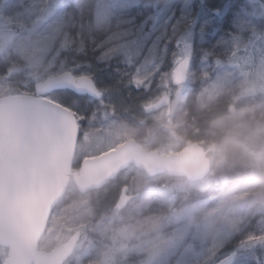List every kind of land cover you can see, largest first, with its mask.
<instances>
[{"label": "rangeland", "instance_id": "374dc122", "mask_svg": "<svg viewBox=\"0 0 264 264\" xmlns=\"http://www.w3.org/2000/svg\"><path fill=\"white\" fill-rule=\"evenodd\" d=\"M142 2L163 6L167 0ZM116 3L24 0L29 15L20 17L19 0H0V98L34 95L37 81L65 72V59L82 48L78 59H88L92 48L110 62L128 56L135 65L141 37ZM8 27L15 30L5 32ZM261 35L257 30L226 49L216 58L219 66L215 60L207 69L194 65L176 88L167 63L155 77L141 72L138 87L129 86V73H135L123 65L119 76L117 68L108 80L102 75L99 83L111 91L90 105L81 100L87 118L79 125L73 170L83 158L132 138L163 155L191 142L211 145L210 171L189 181L147 176L130 164L99 189L81 193L72 182L51 212L40 249L51 250L80 229L82 238L65 264H213L230 251L238 252L233 264L264 257V55L243 50ZM167 97V106L147 109ZM235 137L258 151L244 152ZM120 196L126 197L122 203ZM6 255L0 246V264Z\"/></svg>", "mask_w": 264, "mask_h": 264}, {"label": "water", "instance_id": "95a60500", "mask_svg": "<svg viewBox=\"0 0 264 264\" xmlns=\"http://www.w3.org/2000/svg\"><path fill=\"white\" fill-rule=\"evenodd\" d=\"M63 74L37 81L34 95L0 98V246L8 249L3 264H63L69 258L81 236L79 230L51 250H41L38 245L51 211L71 180L83 193L101 188L130 163L142 166L147 176L166 172L168 176H183L189 181L204 178L211 168L207 152L197 142H191L179 152L163 155L146 151L128 138L114 149L82 159L79 169L73 171L79 138L77 125L73 122L66 140H53L34 119L29 103L34 97L51 94L43 86L59 80ZM172 76L175 86L183 84L188 77L180 70H173ZM168 101L169 98H161L147 109H157ZM236 254L231 251L213 264H233Z\"/></svg>", "mask_w": 264, "mask_h": 264}, {"label": "snow or ice", "instance_id": "6c2138e0", "mask_svg": "<svg viewBox=\"0 0 264 264\" xmlns=\"http://www.w3.org/2000/svg\"><path fill=\"white\" fill-rule=\"evenodd\" d=\"M114 9L130 16L125 23L133 26L141 37L138 62L123 65L135 73H129L130 87L139 86L137 77L141 72L155 77L163 72L166 63L185 77L197 64L207 69L215 60L219 66L217 57L226 49L249 41L257 30L262 33L260 39L246 44L243 50L250 57L257 53L264 55V0H167L163 6L145 4L142 0H117ZM28 15L24 0H19L17 16ZM142 17L143 22L137 24ZM84 54V50H79L71 59H65L63 76L43 86L50 95L29 101L34 119L53 140H66L73 122L79 135V125L87 118V113L80 111L81 100L90 105L111 91L99 83L102 75L105 80L111 78V62L103 54L93 59L77 58ZM116 68L115 74L119 76L121 65ZM254 264H264V257L256 255Z\"/></svg>", "mask_w": 264, "mask_h": 264}, {"label": "trees", "instance_id": "16d2710c", "mask_svg": "<svg viewBox=\"0 0 264 264\" xmlns=\"http://www.w3.org/2000/svg\"><path fill=\"white\" fill-rule=\"evenodd\" d=\"M69 1H71L72 3H79V0H69ZM75 11H77V9L75 10ZM74 11V12H75ZM73 12V11H72ZM9 28V27H8ZM70 29H72V25H70ZM10 30H15L14 28H9L7 31H5V32H8V31H10ZM74 36L76 37V34H74ZM82 44H83V39H82ZM83 50H84V48H82ZM87 53V58L89 59H93L95 56H99L100 54H101V51H100V49L99 50H93L92 48H89L88 49V51L86 52ZM128 56H126V58L125 57H123V56H121V58H119V59H117L116 61H115V63L114 62H111V64H112V66H113V71H114V69L116 68V66H117V64H120L121 66L122 65H124L125 64V62L128 60ZM81 59H85L84 57H82ZM115 65V66H114ZM234 140H237L238 141V144L242 147V149L243 150H245L247 153H251V154H253V152H257L258 150L257 149H253L252 147H250L249 145H248V143L247 142H245L243 139H241L240 137H235L234 138ZM215 146L216 147H221L222 146V142H218V143H215ZM211 147V145L210 146H207V148H210ZM253 248H254V246H252ZM251 249V248H250ZM260 252V251H259Z\"/></svg>", "mask_w": 264, "mask_h": 264}, {"label": "flooded vegetation", "instance_id": "af4514ba", "mask_svg": "<svg viewBox=\"0 0 264 264\" xmlns=\"http://www.w3.org/2000/svg\"><path fill=\"white\" fill-rule=\"evenodd\" d=\"M125 198H126V197H124V196H123V197H121V199H123V200H126Z\"/></svg>", "mask_w": 264, "mask_h": 264}, {"label": "bare ground", "instance_id": "6f19581e", "mask_svg": "<svg viewBox=\"0 0 264 264\" xmlns=\"http://www.w3.org/2000/svg\"><path fill=\"white\" fill-rule=\"evenodd\" d=\"M240 148L242 149V147L240 146ZM243 150V149H242ZM244 152H246L245 150H244ZM247 153V152H246Z\"/></svg>", "mask_w": 264, "mask_h": 264}]
</instances>
